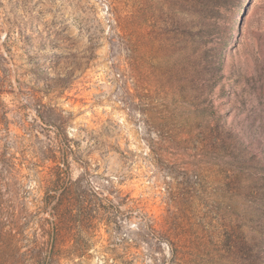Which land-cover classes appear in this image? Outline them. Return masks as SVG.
Segmentation results:
<instances>
[{
	"label": "rangeland",
	"instance_id": "rangeland-1",
	"mask_svg": "<svg viewBox=\"0 0 264 264\" xmlns=\"http://www.w3.org/2000/svg\"><path fill=\"white\" fill-rule=\"evenodd\" d=\"M239 1L212 82L174 0H0V264H264V0Z\"/></svg>",
	"mask_w": 264,
	"mask_h": 264
},
{
	"label": "trees",
	"instance_id": "trees-1",
	"mask_svg": "<svg viewBox=\"0 0 264 264\" xmlns=\"http://www.w3.org/2000/svg\"><path fill=\"white\" fill-rule=\"evenodd\" d=\"M239 2V0H174L177 10L182 15L180 34L189 35L187 28L190 29V24L194 26L193 36L197 53L196 67L199 70L207 71L212 82L221 76L222 49L227 32V25L223 21L224 13L230 9L231 5L237 6ZM134 4L136 6V3H133L131 15L141 10L140 5L134 9ZM187 16L190 17L191 21L184 18ZM137 65L135 64L134 67ZM55 210L57 215L52 226L53 236L61 233L64 224L62 209L59 207Z\"/></svg>",
	"mask_w": 264,
	"mask_h": 264
}]
</instances>
